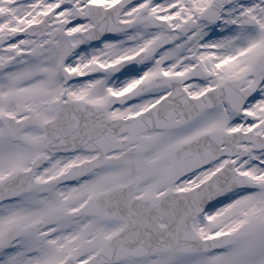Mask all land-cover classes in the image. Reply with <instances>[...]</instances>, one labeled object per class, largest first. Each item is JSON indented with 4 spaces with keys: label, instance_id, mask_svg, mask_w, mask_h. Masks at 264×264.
<instances>
[{
    "label": "snow or ice",
    "instance_id": "obj_1",
    "mask_svg": "<svg viewBox=\"0 0 264 264\" xmlns=\"http://www.w3.org/2000/svg\"><path fill=\"white\" fill-rule=\"evenodd\" d=\"M0 264H264V0H0Z\"/></svg>",
    "mask_w": 264,
    "mask_h": 264
}]
</instances>
